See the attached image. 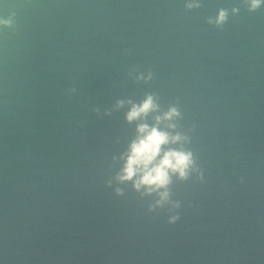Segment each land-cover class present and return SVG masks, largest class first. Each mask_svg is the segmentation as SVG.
I'll use <instances>...</instances> for the list:
<instances>
[{
    "label": "water",
    "instance_id": "1",
    "mask_svg": "<svg viewBox=\"0 0 264 264\" xmlns=\"http://www.w3.org/2000/svg\"><path fill=\"white\" fill-rule=\"evenodd\" d=\"M250 4L0 0V264H264V3ZM141 124L168 133L161 156L191 152L186 179L152 193L117 179Z\"/></svg>",
    "mask_w": 264,
    "mask_h": 264
},
{
    "label": "clouds",
    "instance_id": "2",
    "mask_svg": "<svg viewBox=\"0 0 264 264\" xmlns=\"http://www.w3.org/2000/svg\"><path fill=\"white\" fill-rule=\"evenodd\" d=\"M262 3H264V0H251L248 10L250 12L256 11ZM225 18L226 12L221 10L217 23H222ZM0 24L10 26L12 21L2 19ZM154 108L152 97L149 96L141 106L133 105L132 110L127 115V120L133 121L141 114H147ZM96 111L98 112L99 109H96ZM104 114L109 115L108 112ZM175 115H178V113L173 108L165 114L164 119H171ZM156 119L159 122L161 118L157 117ZM138 132L139 135L130 145L124 167L117 177L119 181H132L135 189L139 190L143 186L147 193H152L167 187L170 183V173L178 174L181 179L187 178L190 166L194 163L191 152L169 149L161 156L162 145L168 144L170 140L168 133L158 130L157 127L149 128L146 124L139 125ZM180 139L181 137L177 135L172 137L171 141L176 142ZM157 157H160V159L157 160ZM117 193H120L119 189H117ZM160 195L162 198H167L168 193L165 191ZM157 203L159 204L160 201H157ZM176 219H178V216L173 217L170 222H174Z\"/></svg>",
    "mask_w": 264,
    "mask_h": 264
}]
</instances>
